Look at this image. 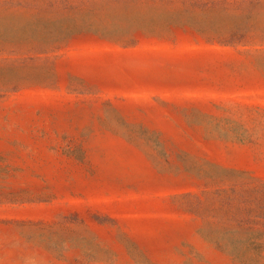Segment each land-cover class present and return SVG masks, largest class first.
Masks as SVG:
<instances>
[{
  "label": "rangeland",
  "instance_id": "obj_1",
  "mask_svg": "<svg viewBox=\"0 0 264 264\" xmlns=\"http://www.w3.org/2000/svg\"><path fill=\"white\" fill-rule=\"evenodd\" d=\"M0 264H264V0H0Z\"/></svg>",
  "mask_w": 264,
  "mask_h": 264
}]
</instances>
